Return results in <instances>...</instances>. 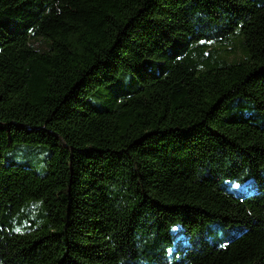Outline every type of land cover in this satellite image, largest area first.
Instances as JSON below:
<instances>
[{
    "label": "trees",
    "instance_id": "1",
    "mask_svg": "<svg viewBox=\"0 0 264 264\" xmlns=\"http://www.w3.org/2000/svg\"><path fill=\"white\" fill-rule=\"evenodd\" d=\"M0 264H264V0H0Z\"/></svg>",
    "mask_w": 264,
    "mask_h": 264
},
{
    "label": "rangeland",
    "instance_id": "2",
    "mask_svg": "<svg viewBox=\"0 0 264 264\" xmlns=\"http://www.w3.org/2000/svg\"><path fill=\"white\" fill-rule=\"evenodd\" d=\"M138 80L131 73L121 74L117 80L107 84L98 94L88 97L89 102L96 110L106 109L112 101L121 93H131L139 88ZM248 105V102L244 100ZM253 112L252 110H247ZM50 149L39 144L17 143L2 153L1 161L4 164L15 163L26 166L40 175L45 173L46 158ZM234 191H239L235 184L229 183ZM176 227H178L176 225ZM178 246L174 243L171 248L176 249Z\"/></svg>",
    "mask_w": 264,
    "mask_h": 264
}]
</instances>
